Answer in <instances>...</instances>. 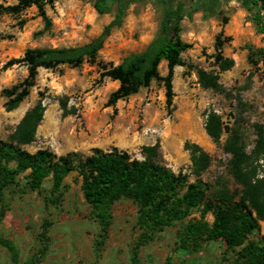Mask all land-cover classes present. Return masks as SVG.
Segmentation results:
<instances>
[{
  "label": "rangeland",
  "instance_id": "1",
  "mask_svg": "<svg viewBox=\"0 0 264 264\" xmlns=\"http://www.w3.org/2000/svg\"><path fill=\"white\" fill-rule=\"evenodd\" d=\"M125 1L121 25L104 39L96 62L116 65L125 56L142 51L159 31L162 0ZM14 2L0 0L3 5ZM94 2L55 0L46 5L50 20L47 29L33 6L17 14L0 13V140H5L24 112L41 99L44 112L35 140L24 146L30 153L46 149L57 156L71 152L87 155L92 148L115 147L141 159L140 147L158 142L166 167L175 174H188L187 181L193 182L189 154L184 149V143L189 141L201 146L211 159L200 179L211 183L223 176L233 189L235 185L226 174L229 156L206 135L203 123L209 110L224 122L240 113L247 149L253 140L250 124L264 125V68L257 63L258 53L264 51V11L259 5L249 2L244 6L240 0H168L171 6L186 3L188 13L181 19L180 36L190 44L181 54L184 66L174 68L170 108H166L165 89L159 80L108 106V96L118 83L100 79L96 62H83L76 68H39L29 94L15 109L4 110L6 99L1 91L21 82L26 68L14 65L4 69L3 64L20 57L27 48L79 46L93 40L114 16V12L98 14ZM220 31L223 37L230 38L222 47L223 55L234 60L229 70L219 74L228 96L200 87L195 73L197 68L217 72L212 55L214 37ZM249 53L253 64L248 62ZM158 71L160 76L165 75L164 61ZM63 97L67 110L72 112L66 116L57 101ZM224 139L225 134L220 144ZM24 174L4 190L6 211L0 219V236L16 247L17 264H28L27 259L40 248L38 233L43 220L50 223L48 243L37 264H134V258L137 264H237L235 252L227 249L223 241H202L195 250L179 247L183 226L199 218V209L150 234L140 245L143 228L138 224V206L130 199H120L105 210L109 226L101 236L97 209L84 201L75 172L64 178L66 188L61 189L63 193L56 201H50V177L44 179L37 192L26 188ZM205 220L211 223L212 217L207 214ZM260 230L264 236V222ZM0 264H11L1 245Z\"/></svg>",
  "mask_w": 264,
  "mask_h": 264
},
{
  "label": "trees",
  "instance_id": "2",
  "mask_svg": "<svg viewBox=\"0 0 264 264\" xmlns=\"http://www.w3.org/2000/svg\"><path fill=\"white\" fill-rule=\"evenodd\" d=\"M12 4H0V13L17 14L31 6L41 17L44 28L50 25L45 6L55 0H14ZM163 2V17L157 35L138 52L125 56L116 65L96 62L98 51L104 39L113 28L121 25L125 12V0H95L93 7L98 14L114 12L113 18L90 42L79 46L27 48L20 57L8 59L3 68L23 65L26 76L17 85L1 91L6 99L3 108L6 112L15 109L29 94L35 84L39 68L53 70L66 65L79 67L83 62H96L100 68L99 78H109L118 83L111 92L107 105L135 94L141 88L149 87L154 80L164 86L166 108H170L173 99L172 78L176 66H184L181 54L190 48L183 41L181 19L187 16L185 2L171 6L168 0ZM259 5L264 11V0H240ZM194 9V7H193ZM264 29V22L261 26ZM220 31L214 37L213 63L217 72L197 68V82L203 89L228 96L219 82V74L234 65L232 58L223 55L222 47L229 42ZM164 61L166 73L160 76L158 67ZM248 62L253 64L251 53ZM264 68V51L258 53V62ZM41 95V94H40ZM62 115L71 114L66 108V98L57 99ZM242 107H245L241 100ZM44 105L38 99L24 112L13 131L5 140H0V219L5 214L4 190L17 183V176L25 175L27 189L39 192L44 179H51L50 201L58 198L66 188L64 178L75 172L80 178V191L84 201L95 211L101 225V236L109 226V215L105 211L114 202L127 198L138 206V224L143 228L139 244L149 235L171 222L183 219L193 209H199V218L188 221L182 228L179 247L183 250L197 249L202 241H223L226 248L235 252L237 264H264V236L260 223L264 222V125L258 122L250 124L253 140L250 149L244 145L241 114L230 116V122H224L216 112L205 113L204 131L211 141L221 145L222 151L229 156L226 162V174L235 187L232 189L222 176L211 183L203 182L200 177L210 166V156L196 143L186 141L184 149L189 154L190 173L193 182H188V174L172 172L166 167L159 149V143L140 147L141 159L132 158L126 151L112 147L107 150L92 148L87 155L67 153L59 155L39 149L30 153L24 146L35 140L37 126L42 120ZM224 141L220 144L222 135ZM62 189V190H61ZM209 214L211 223L205 220ZM50 223L43 220L38 233L40 248L27 259L28 264H37L47 250V231ZM0 245L9 254L11 264L18 263V251L14 244L0 236ZM134 251V257L137 255ZM134 264H137L134 258Z\"/></svg>",
  "mask_w": 264,
  "mask_h": 264
}]
</instances>
